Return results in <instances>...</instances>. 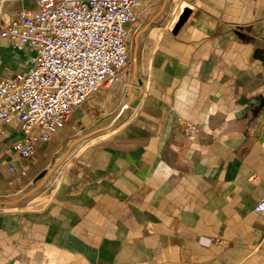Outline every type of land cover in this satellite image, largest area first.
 <instances>
[{
    "label": "crops",
    "instance_id": "crops-1",
    "mask_svg": "<svg viewBox=\"0 0 264 264\" xmlns=\"http://www.w3.org/2000/svg\"><path fill=\"white\" fill-rule=\"evenodd\" d=\"M35 8L0 0V28ZM139 15L144 90L122 122L100 90L22 156L0 120V264H264V0ZM33 56L0 35V80Z\"/></svg>",
    "mask_w": 264,
    "mask_h": 264
},
{
    "label": "built area",
    "instance_id": "built-area-1",
    "mask_svg": "<svg viewBox=\"0 0 264 264\" xmlns=\"http://www.w3.org/2000/svg\"><path fill=\"white\" fill-rule=\"evenodd\" d=\"M0 28L33 52L31 68L0 80V120L22 132V156L48 141L73 111L111 84L130 61L128 36L142 0H34ZM196 135L194 126L190 127ZM264 213V198L256 205Z\"/></svg>",
    "mask_w": 264,
    "mask_h": 264
},
{
    "label": "rangeland",
    "instance_id": "rangeland-1",
    "mask_svg": "<svg viewBox=\"0 0 264 264\" xmlns=\"http://www.w3.org/2000/svg\"><path fill=\"white\" fill-rule=\"evenodd\" d=\"M142 22L139 20L137 25L133 26L130 29L129 36H128V47H129V55L130 61L126 68L120 72L118 77L115 78L114 83L103 87L101 91L108 90L112 92H117L118 101L123 102V106L120 112L124 113V105L129 100L127 104L132 103V106L129 108L130 110L125 116H120L116 124H119L126 118L132 109L138 104L141 95L144 90V78L142 75L141 68L139 67L138 63V39L137 36L141 32V25ZM134 86V89L132 88ZM126 99V100H125ZM125 100V102H124ZM119 112V113H120ZM82 138L79 141H83Z\"/></svg>",
    "mask_w": 264,
    "mask_h": 264
},
{
    "label": "water",
    "instance_id": "water-1",
    "mask_svg": "<svg viewBox=\"0 0 264 264\" xmlns=\"http://www.w3.org/2000/svg\"><path fill=\"white\" fill-rule=\"evenodd\" d=\"M189 13H190L189 10H185V11L183 12V14L180 16V19H179L178 23L176 24L175 31H176L177 29H179V27H181V25L183 24V22H184V21L187 19V17L189 16ZM127 107H128V106H126V107L124 108V110L127 109ZM122 111H123V109H122ZM119 114H120V113H119ZM119 114L116 116V120L119 118V116H120Z\"/></svg>",
    "mask_w": 264,
    "mask_h": 264
},
{
    "label": "bare ground",
    "instance_id": "bare-ground-1",
    "mask_svg": "<svg viewBox=\"0 0 264 264\" xmlns=\"http://www.w3.org/2000/svg\"><path fill=\"white\" fill-rule=\"evenodd\" d=\"M117 77H118V76H117ZM112 83H114V81H113ZM112 83H111V84H112ZM108 85H110V84H107V86H108ZM132 88L134 89V86H133Z\"/></svg>",
    "mask_w": 264,
    "mask_h": 264
}]
</instances>
